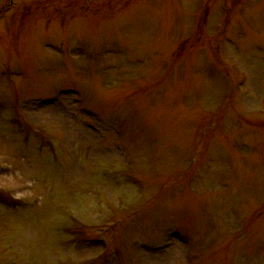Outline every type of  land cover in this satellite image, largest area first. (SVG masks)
Wrapping results in <instances>:
<instances>
[{"label": "rangeland", "instance_id": "374dc122", "mask_svg": "<svg viewBox=\"0 0 264 264\" xmlns=\"http://www.w3.org/2000/svg\"><path fill=\"white\" fill-rule=\"evenodd\" d=\"M0 264H264V0H0Z\"/></svg>", "mask_w": 264, "mask_h": 264}]
</instances>
